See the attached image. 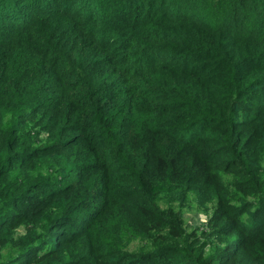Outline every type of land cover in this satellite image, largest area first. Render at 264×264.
Here are the masks:
<instances>
[{
	"label": "trees",
	"instance_id": "1",
	"mask_svg": "<svg viewBox=\"0 0 264 264\" xmlns=\"http://www.w3.org/2000/svg\"><path fill=\"white\" fill-rule=\"evenodd\" d=\"M0 264H264V0H0Z\"/></svg>",
	"mask_w": 264,
	"mask_h": 264
},
{
	"label": "rangeland",
	"instance_id": "2",
	"mask_svg": "<svg viewBox=\"0 0 264 264\" xmlns=\"http://www.w3.org/2000/svg\"><path fill=\"white\" fill-rule=\"evenodd\" d=\"M250 198V197H249ZM184 218L186 221V228L188 230H207V226L204 223L206 220V215H204V211L191 208L187 210L184 214Z\"/></svg>",
	"mask_w": 264,
	"mask_h": 264
}]
</instances>
